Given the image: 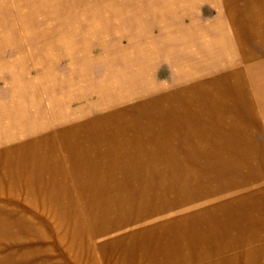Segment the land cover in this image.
I'll return each instance as SVG.
<instances>
[{
  "label": "bare ground",
  "instance_id": "bare-ground-1",
  "mask_svg": "<svg viewBox=\"0 0 264 264\" xmlns=\"http://www.w3.org/2000/svg\"><path fill=\"white\" fill-rule=\"evenodd\" d=\"M119 1L0 0V48H14V62L21 65L27 59L20 49L28 44L41 50L49 64L61 59L73 71L61 84L63 95L50 101V119L29 123L33 113L19 102L17 125L0 115V143L91 110L115 108L46 136L59 137L67 167L60 164L64 159L53 143L46 152L28 143L0 151V170L12 185L19 182L28 190V202L49 207L58 225L74 220L62 236L70 238L68 250L77 255L83 248L77 242L87 244L90 264H96L94 251L97 264H133L138 252L150 259L185 256L195 241L205 244L208 238L196 231L193 217L200 220L214 212L224 214L216 218L222 229H214L219 241L211 264H264L263 225L256 238L243 225L238 234L250 233L249 243H240L229 230L253 219L252 207L244 204L252 193L264 191V53L258 54L264 51L258 44L264 46V0L239 6H234L237 0H205L216 8L208 21L196 12L203 0ZM101 8L110 12L98 13ZM20 29L26 34L21 36ZM172 48L175 52L168 53ZM161 59L175 62V84L188 83L144 99L163 88L151 81V66ZM246 60L251 63L243 65ZM96 62L107 65L99 78L89 72ZM43 75L52 81L48 68ZM15 88L33 95L20 80ZM132 100L133 105L119 106ZM73 102L80 104L75 111L55 110ZM250 127L262 129L249 132ZM182 156L195 157L184 164ZM161 157L170 158L151 162ZM72 198L80 208L71 204ZM8 225L0 220V242L1 235L15 234L7 232ZM8 248L0 244V264H28L25 251ZM197 254L195 261L177 264H207L206 252L200 248ZM110 255L118 261H109ZM45 262L42 258L35 264Z\"/></svg>",
  "mask_w": 264,
  "mask_h": 264
},
{
  "label": "rangeland",
  "instance_id": "rangeland-1",
  "mask_svg": "<svg viewBox=\"0 0 264 264\" xmlns=\"http://www.w3.org/2000/svg\"><path fill=\"white\" fill-rule=\"evenodd\" d=\"M18 1L21 2L22 0H18ZM87 1H89L92 4H96V3H103L105 0H87ZM138 1H134V2H138ZM119 2H126V0H121ZM141 2L152 3L153 0H146V1H141ZM248 2H249L248 0H237L234 6L244 5L245 3H248ZM101 9L102 10H99L97 12L103 15L104 14L106 15L110 12V11L106 12V9L104 8H101ZM132 11L134 12L135 10L132 9ZM196 12L201 20L203 19V21H208L210 19L215 18L216 8L214 9L212 4H210L208 1L203 0L198 3L196 7ZM115 13H123V11H121L120 9H116ZM10 16H13V15H10ZM15 16L18 17L17 15ZM152 19L154 21L155 18H152ZM16 21L17 19L14 20V22ZM20 30L21 31H19V33H23L21 34V36L26 34L25 30L24 31H22V29ZM28 38L30 39V37ZM258 44L260 46H263L259 42ZM27 46H24L20 49L21 54H24L25 58H27L21 63V65L13 61L14 60L13 58H15V56L18 55V52H15L14 48H12L10 45L0 48V49L6 50L9 53L8 54L7 52L0 51V115H2L1 117H3L4 122L9 123L12 126L17 125L15 123V119H16L15 113L20 105H22V108H24V110L26 111L28 110V112L33 113L30 115L31 118H28L30 120L29 123H31L32 121L33 122L35 121L36 123L39 124L41 123V121H43L42 119H45V120L50 119L52 115L49 112H47L49 109L48 107L52 103V102L50 103V101L52 100V97L55 98L53 100H56L57 97L59 98V96L63 95V92L60 90V88L62 85L66 84L64 80L70 77L68 76V74L72 75V72H73L70 66L66 65L65 61L60 59V60L52 61L53 63L51 62V64H49V62L45 59L43 52L41 50L39 51L37 49H33V47L29 48L30 45L28 44ZM260 49L264 50L262 48ZM253 50L259 51L258 48L256 47H253ZM173 52H175L174 48L168 50V53L172 54ZM261 53H264V51H261L258 54H261ZM30 55L35 56V57L38 56V57L37 59L35 58L34 60V57L33 58L28 57ZM93 55H94V52H93ZM40 56H42L43 58H40ZM172 61L161 59V61L157 60L156 62L153 63V65L151 66L152 67L151 81H153L154 84L163 86V88H161V90H159L158 92L149 93V94L144 95L143 96L144 99H149V98H152L153 96H158V95L162 96L166 94L167 92L172 91L173 89L184 87V85L188 83V82H183L179 84L174 83V79L176 76V72H175L176 64H174L175 62H172ZM249 63H251V61L246 60L242 64L244 65V64H249ZM105 66L107 65L102 64L101 62H96V64L93 63L90 67L89 72L91 73V70H92V76L99 78L104 75V72L106 70ZM46 68H48L51 71L52 77H50V79H52V81L49 80L48 77L43 75ZM40 71L42 72L39 73ZM21 72L23 76H19V78H17V76ZM211 77L212 76L210 75L208 78H211ZM71 78L72 80L74 79V77H71ZM19 80H20V83L24 84L25 86L28 84L29 89L31 90V92H33V95L26 94V91H24V93L21 92L22 93L21 94L16 90L15 85L16 83H18ZM33 83L35 85H33ZM67 83L72 85L73 81L72 82L67 81ZM47 98H49V100ZM18 102L20 103L19 106H18ZM134 103H135V100H132V101H127L119 106L123 107L124 105H131V104L133 105ZM79 105H80L79 103L73 102L67 105V107L63 108V106H61L60 108H55V110L61 111V109H63L64 112L69 111V110L75 111ZM114 109L115 108L112 107L109 109H103V110H97V111L91 110L90 112H88V114L81 116L82 118L79 117L75 120H71V121H68L62 124L58 122L56 124H51L50 126L48 125L47 128L31 131L30 133L26 135H21L20 138H17L12 141H8V142L0 143L1 145L0 151L6 148L15 147L16 145L30 143V144H33L41 152L43 151L46 152L47 150H49V146H48L50 145L49 143H53L52 144L53 147L56 146L57 151L59 153L58 157L61 156V159H64V161H62L60 164L63 165L64 167H67L66 162L68 161V159L65 156H63L64 148L61 145V142L58 140L59 137L54 138V136H52L50 139H47L46 136L55 135V134L58 135V133L60 131H63L64 129H67V128L70 129L71 126L75 127L80 122H84L86 120L96 118L100 115H106V113H109ZM53 114H55V112H53ZM256 128L257 127H250L248 130L249 132H256L257 131ZM257 129L261 130L260 128H257ZM260 134H261L260 140L264 141V137H263L264 135L262 133ZM58 146L60 149L58 148ZM11 157H15L14 152L11 153ZM194 157L195 156H191V157L182 156L180 157L182 159V161L180 162L185 164L188 158H194ZM169 158L170 157H161L151 162L164 163V161H166ZM198 158H201V157H198ZM2 161L3 159L0 158V165H2ZM42 174L44 175V177L48 176V172L46 171L43 172ZM58 177H62V176L60 175ZM8 178L9 177H7V174L4 173V170H0V220L1 222L9 223L8 231H7L8 233L11 234L15 232V234L14 236H11V235L9 236V234L1 235L3 237L2 239L4 240L1 241L0 244H2V246L3 245L11 246V248H8L9 250H16L17 252L25 251L29 258L28 264L29 263L35 264L36 261H41L42 258H46V262H45L46 264L47 263L48 264H52V263L53 264H90L89 258L87 257V255H89L88 248H87L88 245L86 244L87 245L86 246L85 243L77 242L78 245L83 246L82 250L79 251L81 253L77 255L76 251L72 252V250H68L69 248L67 244L70 241V238H67V237L64 238L62 236L64 229H69L74 220L67 219V221H64V224L58 225L59 218L56 217L54 212L51 209H49V207L44 208L40 204H31L30 202H28L27 200L29 199V195H30L28 194L29 193L28 190H26V188H24L23 185H21L19 182L16 183L15 185H12ZM68 183H70L71 185L69 196L71 194L73 197L75 195L74 193L76 192L74 188L75 186L74 180L70 179V182ZM12 190H16L18 194L14 196L11 193ZM35 197L37 199L43 198L40 195H36ZM72 199L74 200V198ZM65 200L68 202V199L66 196H65ZM75 200L72 201L73 203L71 204L73 206L77 205L80 208V206L75 202ZM249 201H250L249 203L250 205L248 203H245L244 207L246 209H248L249 206L252 207L253 219L248 220L247 224L241 223L238 225H232L230 226V229H229L230 234L232 236L239 237L240 243H242L243 241L245 243H249V242H252L251 240H253L252 236L250 237V233H248L247 231H246V234H247L246 236H241L238 234L239 231L243 229V225H246L244 229H249V228L252 229V232L254 233V238L260 235L259 229L257 231V227L259 226L262 227V225L264 226V203H263L264 202V191L262 192L256 191L252 193ZM251 201H253V205H251ZM74 202L76 204H74ZM221 214H224V213H220V212L209 213L208 215L202 218V219L206 218V220H202V219L198 220L196 216L193 217V224H195L194 226H195L196 231H202L204 235L207 236L208 238L205 244H199V242L195 241L191 245L193 248L191 253L185 254V256L182 255V253H179L171 258H170V255H166V256L157 255V256H154V259H150L149 257H145L142 253L138 252L133 264H148V262H151L152 264H177V260H187V259H188L187 261L189 260L195 261L197 256L198 257L201 256L200 254H197V251L200 250V248L203 249L204 252H206L207 254V260H208L207 264H211L212 263L211 261L214 258L213 257L214 244L218 243L219 241V238H217V234L215 232L216 230L215 226L219 225V223H216V218L221 217ZM219 227L220 229H222L221 225H219ZM261 235H263V233H261ZM96 254L97 252L94 251L92 255L94 256L95 263L97 264ZM33 257L35 258V260L33 259ZM108 260L112 262H115V261L117 262L118 257L117 255H110L108 257ZM99 263L103 264L102 262H99Z\"/></svg>",
  "mask_w": 264,
  "mask_h": 264
},
{
  "label": "crops",
  "instance_id": "crops-1",
  "mask_svg": "<svg viewBox=\"0 0 264 264\" xmlns=\"http://www.w3.org/2000/svg\"><path fill=\"white\" fill-rule=\"evenodd\" d=\"M31 1H32V0H31ZM35 1H40V2L43 1V2H44V1H48V0H35ZM260 47H261L262 49H264V47H262V46H260Z\"/></svg>",
  "mask_w": 264,
  "mask_h": 264
}]
</instances>
